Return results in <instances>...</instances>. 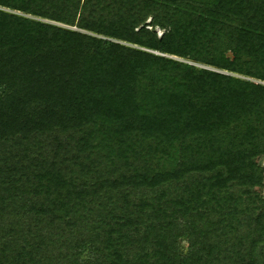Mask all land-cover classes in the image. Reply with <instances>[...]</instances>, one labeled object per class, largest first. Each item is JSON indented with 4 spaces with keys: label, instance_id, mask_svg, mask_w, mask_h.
Wrapping results in <instances>:
<instances>
[{
    "label": "trees",
    "instance_id": "trees-1",
    "mask_svg": "<svg viewBox=\"0 0 264 264\" xmlns=\"http://www.w3.org/2000/svg\"><path fill=\"white\" fill-rule=\"evenodd\" d=\"M261 187L264 0H0V264H264Z\"/></svg>",
    "mask_w": 264,
    "mask_h": 264
},
{
    "label": "rangeland",
    "instance_id": "rangeland-1",
    "mask_svg": "<svg viewBox=\"0 0 264 264\" xmlns=\"http://www.w3.org/2000/svg\"><path fill=\"white\" fill-rule=\"evenodd\" d=\"M151 21H152V19L150 20V22H151ZM158 32H159L160 34H162V31L158 30ZM257 194H258L259 196H262V197L264 198V187L259 188V189L257 190ZM262 212L264 213V204H263V206H262Z\"/></svg>",
    "mask_w": 264,
    "mask_h": 264
}]
</instances>
